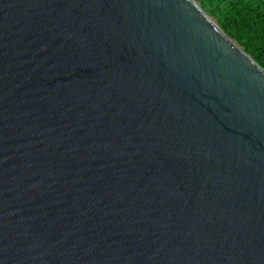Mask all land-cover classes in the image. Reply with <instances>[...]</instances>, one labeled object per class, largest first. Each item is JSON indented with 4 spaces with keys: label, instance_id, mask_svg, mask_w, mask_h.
Instances as JSON below:
<instances>
[{
    "label": "water",
    "instance_id": "water-1",
    "mask_svg": "<svg viewBox=\"0 0 264 264\" xmlns=\"http://www.w3.org/2000/svg\"><path fill=\"white\" fill-rule=\"evenodd\" d=\"M0 264H264V70L195 0H0Z\"/></svg>",
    "mask_w": 264,
    "mask_h": 264
},
{
    "label": "trees",
    "instance_id": "trees-1",
    "mask_svg": "<svg viewBox=\"0 0 264 264\" xmlns=\"http://www.w3.org/2000/svg\"><path fill=\"white\" fill-rule=\"evenodd\" d=\"M264 70V0H195Z\"/></svg>",
    "mask_w": 264,
    "mask_h": 264
},
{
    "label": "rangeland",
    "instance_id": "rangeland-1",
    "mask_svg": "<svg viewBox=\"0 0 264 264\" xmlns=\"http://www.w3.org/2000/svg\"><path fill=\"white\" fill-rule=\"evenodd\" d=\"M212 18V17H211ZM212 20L214 21V22H216V20L214 19V18H212Z\"/></svg>",
    "mask_w": 264,
    "mask_h": 264
}]
</instances>
